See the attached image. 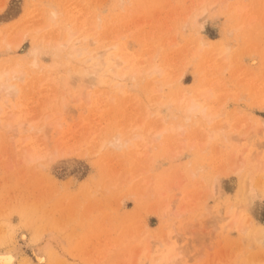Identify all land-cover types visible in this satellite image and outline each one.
Returning <instances> with one entry per match:
<instances>
[{"label": "rangeland", "instance_id": "374dc122", "mask_svg": "<svg viewBox=\"0 0 264 264\" xmlns=\"http://www.w3.org/2000/svg\"><path fill=\"white\" fill-rule=\"evenodd\" d=\"M14 67V264H264V0H0Z\"/></svg>", "mask_w": 264, "mask_h": 264}, {"label": "bare ground", "instance_id": "6f19581e", "mask_svg": "<svg viewBox=\"0 0 264 264\" xmlns=\"http://www.w3.org/2000/svg\"><path fill=\"white\" fill-rule=\"evenodd\" d=\"M72 36V33H69L66 35V37L62 40V43L61 45H65L68 40L71 38ZM64 37V36H63ZM86 36H84L85 38ZM60 43V42H59ZM96 63V62H95ZM115 66H118V64L116 63ZM87 70V69H86ZM85 70V71H86ZM7 71V70H6ZM6 71H3V70H0V98L1 96L4 94H7L9 96V94L11 95H14L16 94V92L18 91V87L16 86L15 83H13L11 81V78L12 76H15L16 72L18 71L15 67L11 70L12 71V74L9 76L6 72ZM11 71L9 73H11ZM84 71V73H85ZM89 70H87L88 72ZM98 71V68L95 69V72ZM86 74V73H85ZM96 74V73H95ZM94 74V75H95ZM87 75V74H86ZM85 76V75H84ZM97 76V75H96ZM6 96V95H5ZM15 96V95H14ZM3 98V97H2ZM197 108V104L193 103V102H190L188 105H187V108L186 110L188 112H193L195 111ZM8 128L10 127H13L12 123L11 122H8ZM10 126V127H9ZM15 126V125H14ZM14 128V131H15V128L16 127H13ZM158 136V134L156 135ZM24 234V233H23ZM21 234V235H23ZM19 249L18 248H13V249H8V250H0V264H14L15 260L17 259L18 257V254H19Z\"/></svg>", "mask_w": 264, "mask_h": 264}]
</instances>
